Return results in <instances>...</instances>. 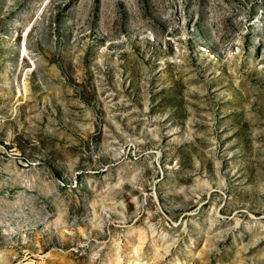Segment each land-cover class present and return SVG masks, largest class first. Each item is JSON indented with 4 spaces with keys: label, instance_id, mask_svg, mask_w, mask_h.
<instances>
[{
    "label": "rangeland",
    "instance_id": "374dc122",
    "mask_svg": "<svg viewBox=\"0 0 264 264\" xmlns=\"http://www.w3.org/2000/svg\"><path fill=\"white\" fill-rule=\"evenodd\" d=\"M0 264H264V0H0Z\"/></svg>",
    "mask_w": 264,
    "mask_h": 264
}]
</instances>
